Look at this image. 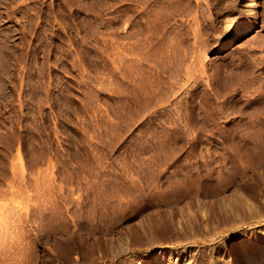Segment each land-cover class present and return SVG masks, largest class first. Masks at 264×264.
Returning a JSON list of instances; mask_svg holds the SVG:
<instances>
[{
  "label": "rangeland",
  "instance_id": "1",
  "mask_svg": "<svg viewBox=\"0 0 264 264\" xmlns=\"http://www.w3.org/2000/svg\"><path fill=\"white\" fill-rule=\"evenodd\" d=\"M260 1L238 17L252 29L218 51L228 36L196 9L172 5L169 20L159 9L153 18L150 0H0V264H148L162 248L165 264H179L190 246L209 264L221 245L203 241L211 222L193 245L167 216L197 213L198 200L213 214L236 195L223 180L233 165L247 198L261 189ZM128 101L134 113L121 122ZM260 225L225 232L227 254L256 250Z\"/></svg>",
  "mask_w": 264,
  "mask_h": 264
},
{
  "label": "bare ground",
  "instance_id": "2",
  "mask_svg": "<svg viewBox=\"0 0 264 264\" xmlns=\"http://www.w3.org/2000/svg\"><path fill=\"white\" fill-rule=\"evenodd\" d=\"M176 6L178 9H180V14L184 13L183 15H185V12H190L192 9H196V11L198 13H200V17L204 18L203 20V24L205 28H211L214 27L217 23L220 24L223 33H225L228 36V41H223L220 45V48L218 49V51H222L225 50L228 46L229 41H234L239 39L241 36H243L244 34H246L247 32H249L252 29V25H250L248 22V19L243 20H239L238 17L240 15H252L254 14V11L258 8H261L262 3L260 0H150V9H151V14L153 16V18H156V15L158 13V9L161 11V13L163 15H165V12L167 14V17L165 16V18L170 20V14L167 12L168 9L172 6ZM194 6L193 8L191 6ZM204 8H206L207 10L213 11L212 13H208L206 14V10H204ZM172 9V8H171ZM172 12V11H171ZM170 12V13H171ZM175 13V12H174ZM162 15V16H163ZM161 16V15H160ZM162 18V17H160ZM244 18V17H243ZM250 18V17H249ZM189 21V20H188ZM192 22V21H191ZM154 23V22H153ZM183 23V22H182ZM201 23V22H200ZM152 24V23H151ZM158 24V23H157ZM194 24V23H193ZM195 25V24H194ZM165 26V24H164ZM146 28V27H145ZM159 28V27H158ZM150 29V28H149ZM148 29V30H149ZM164 29V28H163ZM180 30V29H179ZM194 30H196L194 28ZM177 32V31H176ZM148 33V32H147ZM192 34V33H191ZM194 34V33H193ZM151 35V34H150ZM196 35V33H195ZM171 36V35H170ZM193 36V35H192ZM172 37V36H171ZM196 37V36H195ZM151 38V37H150ZM167 38V37H166ZM179 38V37H178ZM174 39V38H173ZM183 39V37H182ZM172 40V39H171ZM170 40V41H171ZM175 40V39H174ZM173 40V41H174ZM196 40V38H195ZM169 41V42H170ZM182 41V40H180ZM145 42V40H144ZM152 42V41H151ZM176 42V41H174ZM179 42V40H178ZM195 42V41H194ZM149 43V41H148ZM182 43V42H181ZM163 44V43H162ZM170 44V43H169ZM180 44V43H179ZM177 45V44H176ZM170 46V45H169ZM165 48V47H164ZM167 48H169L167 46ZM172 48V47H171ZM171 53V52H170ZM169 54V53H168ZM165 61V60H164ZM169 61V60H168ZM171 62V61H170ZM167 63V62H166ZM164 64V63H163ZM146 66V65H145ZM168 67V66H167ZM172 67V65H171ZM163 68V67H162ZM166 68V67H165ZM150 69V68H149ZM171 69V68H170ZM152 70V69H151ZM165 70V69H164ZM124 71V70H123ZM121 73V72H120ZM124 74V73H123ZM120 75V74H119ZM122 75V74H121ZM120 75V76H121ZM122 77L124 78V76L122 75ZM135 78V77H134ZM132 80V79H131ZM136 81V80H135ZM121 82V80H120ZM124 82V81H123ZM126 83V82H125ZM123 84V83H122ZM130 84V83H128ZM138 84V83H137ZM133 85V84H132ZM136 84L133 85V87ZM132 87V88H133ZM129 88V87H128ZM131 89V87H130ZM125 91V90H124ZM150 91V90H149ZM152 92V91H151ZM147 93V92H146ZM148 95V94H147ZM130 97V96H129ZM140 97V96H139ZM143 97V95H142ZM145 97H147L145 95ZM123 98V97H122ZM128 98V97H127ZM126 100V99H125ZM129 102V101H128ZM146 102V101H145ZM144 102V103H145ZM146 104V103H145ZM144 104V105H145ZM149 106V105H148ZM134 104L133 102H129L127 104V106L125 105H121L120 109H119V117L121 122H124V119L126 118L127 115L132 116L134 113ZM140 112V111H139ZM139 115V114H138ZM157 116V115H156ZM126 120V119H125ZM247 141L245 140V150H247L248 145H247ZM225 167V166H224ZM183 168V167H182ZM225 169H227V167H225ZM242 169V168H241ZM199 173V172H198ZM191 174V173H190ZM196 174V172H195ZM220 174V173H219ZM192 175V174H191ZM190 175V176H191ZM200 175V174H199ZM193 176H195L193 174ZM203 176V175H202ZM222 176V175H221ZM201 177V176H200ZM210 177V176H209ZM196 178V177H194ZM208 178V177H206ZM186 179V178H185ZM190 179V178H188ZM198 179V178H197ZM196 179V180H197ZM211 179V178H210ZM222 179V178H221ZM220 179V180H221ZM195 180V179H194ZM205 180V179H204ZM224 181H227L229 183H233L235 186V194L232 197H228L227 199L223 200H219L216 201L214 204L217 205L215 207V211L213 214H208L206 207H204V205L202 204L203 202L198 200V206H199V210L197 213L193 212L192 210H190L189 208V212L188 214L190 216H183L185 215L182 214L183 211L179 210V217H174L171 216L170 214H174L172 212H170V214H168L167 218L168 220L171 222V224L173 225V227H175L176 229H178L179 231L181 230L183 236L187 239V240H192L191 242H193L192 244L194 245L195 240L196 239H200L199 237H197L198 235L196 234V229H204L207 225V222H211V231L209 233H207V237H205V239H203V241L205 240L206 242H208L207 246L208 247H213L212 243H218L221 242V245H217L213 248V252H212V256H210V258H208L209 260V264H262L264 263V179L261 182L262 184L259 185L261 189H259V191H255L254 194V198H252V200L250 198H247L245 196V171H239L238 167L233 165L231 168H228L225 171L224 174ZM192 181V179H191ZM210 181V180H209ZM166 183V182H165ZM207 183V182H206ZM210 183V182H209ZM212 183V180H211ZM216 183V182H214ZM150 184V183H149ZM167 184V183H166ZM220 184V183H219ZM223 184V183H221ZM162 186V185H161ZM218 186V185H217ZM258 186V187H259ZM255 188L257 189V185L255 186ZM224 189V188H222ZM216 192V191H215ZM222 192V191H221ZM218 194H220L218 192ZM217 194V196H218ZM222 194V193H221ZM213 195V194H212ZM211 195V196H212ZM147 196V194L145 195ZM216 196V195H215ZM222 196V195H220ZM231 196V195H230ZM148 197V196H147ZM153 197V196H151ZM222 198H224L222 196ZM148 200V199H147ZM212 200V199H211ZM150 201V199H149ZM157 202L160 200H156ZM152 202V201H151ZM158 202V203H159ZM213 203V202H212ZM142 204V203H141ZM139 206H142V205ZM146 203H143V205H145ZM152 204V203H151ZM165 204V203H164ZM197 204V203H196ZM211 204V202H210ZM160 205V204H159ZM138 206V207H139ZM150 206V205H149ZM239 206H241V208L244 209L245 212V207L247 209V213L245 215V213H241ZM144 207V206H143ZM148 207V206H147ZM140 208V207H139ZM154 208V207H153ZM138 209V208H137ZM143 209V208H142ZM141 209V210H142ZM214 209V207H213ZM1 210V209H0ZM139 210V209H138ZM144 210V209H143ZM142 210V211H143ZM159 210V209H158ZM7 211V210H6ZM156 211V210H155ZM188 211V210H187ZM137 212V210H136ZM176 212V211H174ZM6 213V212H5ZM4 213V215H5ZM141 213V212H140ZM139 213V214H140ZM157 213V212H156ZM166 213V212H165ZM163 213V214H165ZM3 214V213H2ZM162 214V213H161ZM155 215V214H154ZM7 216V215H6ZM4 216V217H6ZM159 216V215H158ZM164 216V215H163ZM162 217L163 219L165 217ZM3 217V218H4ZM157 217V216H156ZM2 218V217H0ZM159 218V217H158ZM194 220V224L191 223L190 219ZM6 219V218H5ZM148 219V218H147ZM155 219V218H154ZM163 219H158V220H163ZM156 220V219H155ZM1 221V220H0ZM3 221H5L4 219H2V223ZM152 221V220H151ZM164 221V220H163ZM256 222V223H261L262 225H260L257 228L253 229L252 232V240H254L255 242L258 243V248L256 250H253L251 253L249 254H245L244 257H242L241 260H237L234 258H231L228 254H227V249L224 246V239L227 237H223L222 235L226 232H232L229 235L233 236L234 234L238 233L241 228H243L245 226V222ZM8 222V220H7ZM10 222V221H9ZM156 222V221H154ZM162 222V221H161ZM158 223V222H157ZM214 223H216L214 225ZM142 224V223H141ZM162 224V223H161ZM160 224V225H161ZM165 224V223H164ZM168 224V223H167ZM184 224L186 227H183ZM151 225L152 224H148L147 225V229H142L143 232L151 231ZM155 225V224H154ZM221 227H219V226ZM8 226V225H6ZM159 226V225H158ZM141 227V226H140ZM143 227V225H142ZM157 227V226H156ZM4 228V227H3ZM0 228V229H3ZM7 228V227H6ZM9 228V227H8ZM175 229V230H176ZM7 230V229H5ZM154 230V229H153ZM243 231V230H242ZM2 232V231H1ZM7 232V231H6ZM151 233V232H149ZM155 233V232H154ZM147 234V232H146ZM144 234V235H146ZM2 235V234H0ZM4 235V234H3ZM7 234H5L6 236ZM157 235V234H156ZM154 236V235H153ZM3 237V236H2ZM219 237L220 240H217ZM4 238V237H3ZM2 238V239H3ZM154 238V237H153ZM242 239V238H241ZM246 239V238H245ZM1 240V239H0ZM6 240V237L5 239ZM148 240V239H147ZM186 240V241H187ZM199 241V240H198ZM242 241V248H245V244H248L250 242V240H247L245 242V240H241ZM205 242V243H206ZM203 244V242H202ZM185 246V245H184ZM197 247V246H196ZM195 246H190V247H184L182 249V253L181 255L178 257L177 261L179 262V264H194L196 261V254L198 252H196V248ZM182 248V247H181ZM227 250V251H226ZM229 252V251H228ZM245 253V252H244ZM148 254V253H147ZM170 253H168L164 248L157 250L154 253L148 254V260L147 263L148 264H165L167 261L170 262ZM204 255V254H203ZM204 258V257H203ZM168 259V260H167ZM200 262L199 264H205V262H203V260L200 257ZM175 261V260H174ZM196 264V263H195Z\"/></svg>",
  "mask_w": 264,
  "mask_h": 264
}]
</instances>
